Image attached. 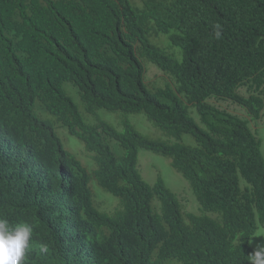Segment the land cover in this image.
Masks as SVG:
<instances>
[{"label": "trees", "instance_id": "16d2710c", "mask_svg": "<svg viewBox=\"0 0 264 264\" xmlns=\"http://www.w3.org/2000/svg\"><path fill=\"white\" fill-rule=\"evenodd\" d=\"M140 1L0 0V218L31 227L23 264H251L264 228L251 127L264 117V0ZM66 83L87 113L145 114L176 141L86 121ZM57 127L85 144V165ZM140 150L169 158L204 213L187 214L163 178L147 183ZM100 190L118 204L101 211Z\"/></svg>", "mask_w": 264, "mask_h": 264}, {"label": "rangeland", "instance_id": "374dc122", "mask_svg": "<svg viewBox=\"0 0 264 264\" xmlns=\"http://www.w3.org/2000/svg\"><path fill=\"white\" fill-rule=\"evenodd\" d=\"M136 3V6L138 8H141L142 3L140 0H134ZM134 5V4H133ZM164 37L166 40V44L162 42V47L166 48H171L170 52L166 51L169 55H173L174 53H179L181 55V50L178 47H175L171 44L169 41L168 37L166 35H160ZM164 38H162L164 40ZM153 41V39H152ZM155 42L161 46L159 43V38L155 40ZM154 43V41H153ZM155 44V43H154ZM145 64V61H143ZM150 66L155 67L157 70H159L155 65L150 63ZM160 71V70H159ZM153 78H158V74L153 73L152 74ZM149 80V79H148ZM150 81V80H149ZM151 82V81H150ZM66 90L69 92L70 97L74 101L75 104L78 105L80 108L81 112L85 115L86 121L95 123L96 119L98 116L101 119H104L111 124H113L116 128H118L120 131H122V122L124 120H129L131 121L138 131L151 138L154 140H161V141H166L168 143H174L176 139L169 137L164 131L153 125L148 117L145 114H135V115H127L122 112H106V111H99L96 114H89L85 111L84 105L80 100V96L78 94L77 89L71 84V83H66ZM148 86V85H147ZM150 90H153L148 86ZM74 92L72 94L71 92ZM212 104L219 105L223 109H229L235 112H240L237 108H232L233 105L227 103V101H211ZM242 109V108H241ZM193 111V110H192ZM245 113V118H247V114L245 110L243 109ZM96 115V116H94ZM192 117L196 120V122L203 127V124L201 123L199 119V115L197 114L196 111L191 112ZM252 129L255 130L258 126V137L262 140V153L264 156V117L259 121V124L257 126H254V123H251ZM56 134L61 140L63 146L65 147L66 150L72 152L75 154L85 165L82 154L78 151H82L83 153L87 151L85 144L77 139L76 137L70 135L68 133V130L64 127H57L56 128ZM183 142L186 145H191L194 146L195 140L190 136V135H184L183 136ZM191 142V143H190ZM112 147L113 150L118 153L119 152V147L116 142H112ZM77 150V151H76ZM89 153V152H88ZM92 154V153H91ZM90 155V154H89ZM95 162L92 164V168H89V170L95 169ZM87 166V165H86ZM139 170L144 178V180L153 185L159 177L163 178L164 181L166 182V185L174 192L177 193L184 211L187 214L194 213V214H199V203L196 200L191 187L187 180L180 174L178 173L173 167L171 166V160L167 157H164L160 154L151 152V151H146V150H140L139 152ZM101 192V193H100ZM100 192L97 193L96 197V202L97 205L101 208H99L101 211L108 210L109 208L113 207L114 205L118 204L117 201L119 200L115 198L114 196L110 194H105L101 190ZM112 199H111V198ZM114 199V200H113ZM116 200V201H115ZM104 209V210H103ZM251 247L253 249V255L255 254L256 251L260 250V247H264V228L263 227H258L256 234L252 237L251 239Z\"/></svg>", "mask_w": 264, "mask_h": 264}, {"label": "clouds", "instance_id": "9594fccd", "mask_svg": "<svg viewBox=\"0 0 264 264\" xmlns=\"http://www.w3.org/2000/svg\"><path fill=\"white\" fill-rule=\"evenodd\" d=\"M213 36L216 40L222 39L223 29L221 25H214ZM147 84L151 87V82L149 80H147ZM212 100L222 101L216 99ZM251 123L254 122L252 121ZM258 124L259 122L257 124L254 123V126ZM199 211L200 213L197 215L204 213L201 211L200 207ZM205 214L211 216L209 213ZM31 236L32 229L29 225L19 224L12 227L6 219L0 218V264H23L26 252L27 254L29 253L28 249L30 247ZM41 250L46 251V249L43 248ZM250 258L251 264H264V247H260V250L256 251Z\"/></svg>", "mask_w": 264, "mask_h": 264}, {"label": "bare ground", "instance_id": "6f19581e", "mask_svg": "<svg viewBox=\"0 0 264 264\" xmlns=\"http://www.w3.org/2000/svg\"><path fill=\"white\" fill-rule=\"evenodd\" d=\"M191 143V142H190ZM175 194H177V193H175Z\"/></svg>", "mask_w": 264, "mask_h": 264}]
</instances>
